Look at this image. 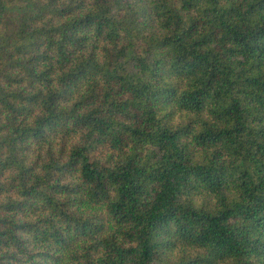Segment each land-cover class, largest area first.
Listing matches in <instances>:
<instances>
[{
    "label": "trees",
    "instance_id": "trees-1",
    "mask_svg": "<svg viewBox=\"0 0 264 264\" xmlns=\"http://www.w3.org/2000/svg\"><path fill=\"white\" fill-rule=\"evenodd\" d=\"M0 264H264V0H0Z\"/></svg>",
    "mask_w": 264,
    "mask_h": 264
}]
</instances>
